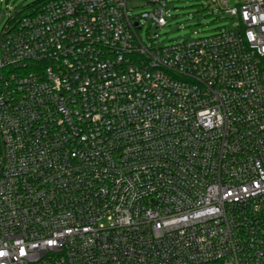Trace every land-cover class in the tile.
Instances as JSON below:
<instances>
[{
	"label": "built area",
	"instance_id": "built-area-1",
	"mask_svg": "<svg viewBox=\"0 0 264 264\" xmlns=\"http://www.w3.org/2000/svg\"><path fill=\"white\" fill-rule=\"evenodd\" d=\"M132 1L2 28L0 264H264V0L159 48Z\"/></svg>",
	"mask_w": 264,
	"mask_h": 264
},
{
	"label": "rangeland",
	"instance_id": "rangeland-1",
	"mask_svg": "<svg viewBox=\"0 0 264 264\" xmlns=\"http://www.w3.org/2000/svg\"><path fill=\"white\" fill-rule=\"evenodd\" d=\"M39 0H0V36L4 25L17 14H30ZM239 0H227L226 5L215 0H169L166 15L167 25L158 27L152 20H142L138 31L142 42L150 48L165 47L174 43L208 37L220 31L233 30L236 21L223 11ZM221 6V7H220ZM152 12L144 1L129 4L131 17Z\"/></svg>",
	"mask_w": 264,
	"mask_h": 264
},
{
	"label": "crops",
	"instance_id": "crops-1",
	"mask_svg": "<svg viewBox=\"0 0 264 264\" xmlns=\"http://www.w3.org/2000/svg\"><path fill=\"white\" fill-rule=\"evenodd\" d=\"M215 1H216V4H221V6L223 5V2H222L223 0H215ZM241 2H242V0H239L238 2H236V4L234 6L240 4Z\"/></svg>",
	"mask_w": 264,
	"mask_h": 264
},
{
	"label": "trees",
	"instance_id": "trees-1",
	"mask_svg": "<svg viewBox=\"0 0 264 264\" xmlns=\"http://www.w3.org/2000/svg\"><path fill=\"white\" fill-rule=\"evenodd\" d=\"M39 2H41V0H39L38 2H36L35 4H38ZM34 4V5H35ZM31 8V7H30ZM18 16H20V17H22V16H24L23 14H17Z\"/></svg>",
	"mask_w": 264,
	"mask_h": 264
}]
</instances>
